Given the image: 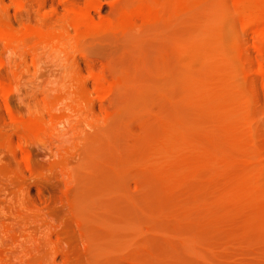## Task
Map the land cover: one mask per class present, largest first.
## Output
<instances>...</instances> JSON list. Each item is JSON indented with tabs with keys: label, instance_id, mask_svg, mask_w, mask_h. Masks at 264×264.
Wrapping results in <instances>:
<instances>
[{
	"label": "rangeland",
	"instance_id": "obj_1",
	"mask_svg": "<svg viewBox=\"0 0 264 264\" xmlns=\"http://www.w3.org/2000/svg\"><path fill=\"white\" fill-rule=\"evenodd\" d=\"M262 1L0 0V264H264Z\"/></svg>",
	"mask_w": 264,
	"mask_h": 264
},
{
	"label": "bare ground",
	"instance_id": "obj_2",
	"mask_svg": "<svg viewBox=\"0 0 264 264\" xmlns=\"http://www.w3.org/2000/svg\"><path fill=\"white\" fill-rule=\"evenodd\" d=\"M184 1H187V0H179V2L178 3H183ZM254 1V0H253ZM256 1H258V0H255V2ZM260 1H262V0H260ZM264 1V0H263ZM262 1V2H263ZM173 2H175V1H173ZM177 2V1H176ZM186 3V2H185ZM258 3V2H257ZM259 3H261V2H259ZM183 5V4H182ZM77 13V12H76ZM244 16V15H243ZM85 17V16H84ZM248 18H249V16H248ZM85 20V19H84ZM252 20V19H251ZM250 20V21H251ZM245 21H247L246 19H245ZM244 21V22H245ZM249 21V20H248ZM249 21V22H250ZM243 22V21H242ZM248 22V23H249ZM253 22V21H252ZM252 22H250L251 23V25L250 26H252ZM255 22V21H254ZM253 22V23H254ZM233 25V24H232ZM248 25V24H247ZM254 25V24H253ZM229 27V26H228ZM231 28V27H230ZM6 34V33H5ZM6 36V35H5ZM11 37V36H10ZM198 40V39H197ZM209 40H201V39H199L198 41H195V42H191V44H190V42H189V44H186V45H184V46H182L181 48H179V55L177 54V56L179 57V59H180V62L181 63H183L184 65L185 64H187V65H185V66H188V68L190 67V65L191 64H194V63H197L198 61H200L201 60V62H202V58H206V56H208L209 54L211 55L212 54V52H213V49L211 48V46H210V43L209 42H211V41H209ZM238 52H239V50H238ZM241 52V51H240ZM212 56V55H211ZM239 56V55H238ZM208 58H209V56H208ZM210 59H211V57H210ZM212 59H213V57H212ZM238 59V58H237ZM178 60V59H177ZM205 60V59H204ZM206 61V60H205ZM183 64H181V65H183ZM222 80V79H221ZM220 80V81H221ZM219 82V81H218ZM228 84V83H227ZM216 85V84H215ZM221 85V84H220ZM223 85H225V84H223ZM209 86V85H208ZM207 86V87H208ZM212 86H214V85H212ZM227 86V85H226ZM226 88V87H225ZM228 88H229V86H228ZM206 89V88H205ZM208 89V88H207ZM204 90V89H203ZM211 90V89H210ZM209 90V91H210ZM225 90V89H224ZM205 91V90H204ZM209 91H207V93H209ZM223 91V90H222ZM222 95V94H221ZM209 96V95H208ZM207 97V96H206ZM202 99V98H201ZM205 99V98H204ZM14 122V121H13ZM15 122L17 123V121L15 120ZM15 124V123H14ZM11 125H13V124H11ZM17 125H18V123H17ZM1 127V126H0ZM15 127V126H14ZM17 127V126H16ZM12 128V127H11ZM8 129V128H7ZM13 129V128H12ZM21 129V128H20ZM20 132V131H19ZM10 133H12V132H10ZM1 134V133H0ZM15 134H16V132H15ZM8 136V135H7ZM6 141V140H5ZM7 142V141H6ZM14 146V145H13ZM237 185V184H236ZM240 185V186H239ZM239 185H237L238 187H242L243 185H242V183H239ZM242 185V186H241ZM237 186H236V190L234 191V192H236L235 194L237 195L239 192H241V191H243L244 192V190H247V189H240L241 191H238L237 190ZM246 186V185H245ZM232 190H234V189H232ZM238 191V192H237ZM243 192H241L242 194H240V195H244L245 193H243ZM245 192H247V191H245ZM235 195V196H236ZM241 197V196H240Z\"/></svg>",
	"mask_w": 264,
	"mask_h": 264
}]
</instances>
